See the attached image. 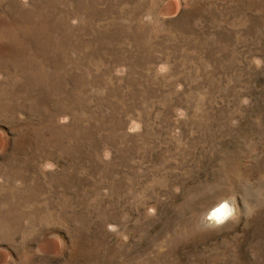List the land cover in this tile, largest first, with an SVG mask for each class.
Returning <instances> with one entry per match:
<instances>
[{"label": "rangeland", "instance_id": "374dc122", "mask_svg": "<svg viewBox=\"0 0 264 264\" xmlns=\"http://www.w3.org/2000/svg\"><path fill=\"white\" fill-rule=\"evenodd\" d=\"M0 61V264H264V0H0Z\"/></svg>", "mask_w": 264, "mask_h": 264}, {"label": "bare ground", "instance_id": "6f19581e", "mask_svg": "<svg viewBox=\"0 0 264 264\" xmlns=\"http://www.w3.org/2000/svg\"><path fill=\"white\" fill-rule=\"evenodd\" d=\"M153 2V1H152ZM12 5H13V3H12ZM11 5V6H12ZM18 5V4H17ZM153 5V4H152ZM17 7V6H16ZM15 9V8H14ZM31 11V10H30ZM12 12H14V11H12ZM23 13H25V12H23ZM27 14V13H26ZM33 15V14H32ZM25 18H27V17H25ZM33 18V17H32ZM18 19H22V18H18ZM19 20V21H20ZM139 20V19H138ZM24 21V20H23ZM22 21V22H23ZM26 22V21H25ZM134 22V21H133ZM139 22V21H138ZM33 23V22H32ZM43 23V22H42ZM41 23V24H42ZM21 24V23H20ZM148 25V24H147ZM143 26V25H142ZM19 27H20V25H19ZM24 27V26H23ZM29 27V26H28ZM34 27V26H33ZM124 27V26H123ZM185 27V26H184ZM21 28V27H20ZM126 28V27H125ZM131 28H133V27H131ZM34 29V28H33ZM38 29V28H37ZM40 29V28H39ZM43 29V28H42ZM130 28H128V30H129ZM143 29V28H142ZM180 29V28H179ZM119 30V29H118ZM122 30V29H121ZM24 31V30H23ZM137 31H138V29H137ZM136 31V32H137ZM18 32H20V29H19V31ZM25 32V31H24ZM36 32V31H35ZM38 32V31H37ZM41 32V31H40ZM124 32V31H123ZM130 31H128L127 33H129ZM134 32V31H133ZM140 32V31H139ZM43 33V32H42ZM126 33V32H125ZM144 33V32H143ZM7 34V33H6ZM14 34H16V33H14ZM18 34V33H17ZM119 34V33H118ZM134 35V34H133ZM142 35V34H141ZM5 36H7V35H5ZM38 36V35H37ZM44 36V35H43ZM135 36V35H134ZM138 36V35H137ZM3 37V36H2ZM39 37V36H38ZM144 37H145V35H144ZM8 38V37H7ZM10 39H11V37H10ZM9 39V40H10ZM17 39V38H16ZM133 39V38H132ZM138 39V38H137ZM149 39H150V37H149ZM148 39V40H149ZM143 40V39H142ZM39 41V40H38ZM144 41V40H143ZM41 42V41H40ZM135 42V41H134ZM142 42V41H141ZM148 42V41H147ZM153 43V42H152ZM47 44V43H46ZM144 45H145V43H143ZM135 45H136V43H135ZM156 45V44H155ZM42 46V45H41ZM140 46V45H139ZM36 47V46H35ZM153 47V46H152ZM155 47V46H154ZM162 47H163V45H162ZM160 48H161V46H160ZM174 48V47H173ZM173 48H171L172 50H173ZM30 49V48H29ZM142 49V48H141ZM148 50V49H147ZM136 51V50H135ZM156 51V50H155ZM177 52V51H176ZM175 52V53H176ZM153 54V53H152ZM119 55V54H118ZM95 56V55H94ZM39 57V56H38ZM35 60V59H34ZM21 62V61H20ZM28 62V61H27ZM31 62V61H30ZM5 62L4 61H0V65L2 66L3 64H4ZM12 63V62H11ZM21 64V63H20ZM24 65V64H23ZM22 65V66H23ZM0 66V67H1ZM4 66H5V64H4ZM7 67V66H6ZM13 67V66H12ZM19 67V66H18ZM32 67V66H31ZM20 68V67H19ZM2 69V68H1ZM59 69V68H58ZM13 70V69H12ZM31 70V69H30ZM39 71V70H38ZM5 72V71H4ZM23 72V71H22ZM15 73V72H14ZM35 73V72H34ZM33 74V73H32ZM49 74V73H48ZM15 75V74H14ZM24 75V74H23ZM35 75V74H34ZM41 76V75H40ZM11 77V76H10ZM21 77V76H20ZM4 78V77H3ZM26 79V78H25ZM152 79V78H151ZM17 80V79H16ZM165 81V80H164ZM16 83V82H15ZM14 83V84H15ZM55 83V82H54ZM155 83V82H154ZM166 84V83H165ZM17 85V84H16ZM28 85V84H27ZM14 87V86H13ZM28 87V86H27ZM22 88H24V87H22ZM31 90V89H30ZM31 92V91H30ZM56 92V91H55ZM12 93V92H11ZM1 94H3V92H1ZM2 96V95H1ZM6 96V95H5ZM73 97V96H72ZM4 98V97H3ZM45 98V97H44ZM49 98V97H48ZM9 99V98H8ZM1 100V99H0ZM7 105V104H6ZM67 105V104H66ZM6 111V110H5ZM70 126V125H69ZM67 135V134H66ZM42 145V144H41ZM10 183V182H9ZM13 185V184H12ZM2 191V190H1ZM3 194V193H2ZM28 194V193H27ZM8 197V196H7ZM26 197V196H25ZM4 198H6V197H4ZM16 199V198H15ZM231 209V206L227 203V202H223V203H220V204H218L217 206H215L214 208H213V210L210 212V214H211V217L212 216H214V217H216L217 219H219V218H222V217H224L225 215H227L228 214V212L229 211H231L230 210ZM1 229V228H0Z\"/></svg>", "mask_w": 264, "mask_h": 264}]
</instances>
